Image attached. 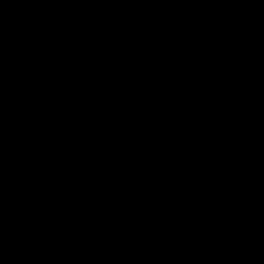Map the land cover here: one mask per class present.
Masks as SVG:
<instances>
[{"label": "trees", "instance_id": "16d2710c", "mask_svg": "<svg viewBox=\"0 0 264 264\" xmlns=\"http://www.w3.org/2000/svg\"><path fill=\"white\" fill-rule=\"evenodd\" d=\"M204 29L208 36L225 35L206 24ZM5 44L7 49L12 40ZM245 71L264 75V65ZM13 73L10 63L0 69V262L167 264L183 258L264 264V113L241 117L215 148L179 145L141 155L45 150L41 143L60 125L63 108L20 95ZM145 82L121 76L106 89L120 94ZM184 100L138 102L142 111L120 127L172 134L194 124L185 114L170 116L185 110ZM86 116L82 120L106 117ZM120 127L81 134L108 136ZM176 251L207 255L170 254Z\"/></svg>", "mask_w": 264, "mask_h": 264}, {"label": "rangeland", "instance_id": "374dc122", "mask_svg": "<svg viewBox=\"0 0 264 264\" xmlns=\"http://www.w3.org/2000/svg\"><path fill=\"white\" fill-rule=\"evenodd\" d=\"M223 1L225 0H93L91 3L82 6L74 4L70 0H26L19 7L7 5L0 9V69L6 71L8 64H11L15 73H13L14 89L16 84L44 88L52 86L54 83L79 89L81 84L91 77L92 70L88 64H77L49 73L43 70L29 72L30 65L42 59H48L54 54L56 44L66 38L65 34L54 40H51L53 34L39 35L38 29L45 25L46 20H51L53 23L48 26L49 31L59 34L60 30L64 29L71 33L70 38L74 41L79 42L87 35H93L98 41V46L104 42L112 41L108 47L115 45L116 51L108 49L110 62L118 63L123 60L134 59L142 71L126 76H134L136 79L142 78L146 82L129 91H147L169 83L185 89V84L188 82L189 87L185 91L189 93L191 84L200 81L195 78L194 72H187L186 74L185 72L175 73L171 71L168 61L173 57H184L196 62L197 58L200 57L204 59L201 62L207 66H229L236 70L237 77H264L260 73L254 74L245 71L252 64H258L259 67L264 65V32L259 37L254 34L253 37L244 42V47L234 49L232 53L225 50V42L216 44L214 40L206 41L207 35L201 33L203 30L199 28L198 21L213 27L212 24L215 22H211L210 19L223 18L227 0L222 4L223 10H219ZM187 2L191 3L192 7L191 5L187 6ZM197 9H200L202 13L199 17L196 15V22L189 23V28L196 30L201 42L204 40L205 45L201 50H193L189 44L191 40L188 41L187 38V34L191 32L186 27L187 20L193 15V12L196 13ZM152 11L163 14L160 23L130 29L117 38H114L107 31L110 24L123 25L135 15ZM81 16H86V18L82 24L76 25ZM10 28L12 29L11 32L9 31ZM7 40H12V46L10 45L6 49L5 41ZM68 53L72 54V50ZM234 54H240L242 57H233ZM243 57L246 58L242 59ZM61 63L62 61L57 59L50 67L53 68ZM108 84L101 88V93L118 94L107 92ZM122 93L125 92L120 94ZM221 93L219 89H206V93L202 97L195 98V100L189 97L185 98V110L174 112L170 116L177 118L185 114L187 119L193 117L192 121L195 124L202 114L211 110L212 96H218ZM20 95L23 96L22 93ZM253 102L246 103V107L252 106ZM139 105L138 102L128 103L125 104L126 109L123 112L101 114L106 115L104 121H97V119L82 120L84 116L91 113L83 114L75 123L59 122L60 125L55 130L69 136H81L83 130L88 128L117 130L121 125L129 124L132 116L142 111L137 110ZM62 108L63 115H65L67 108L65 106ZM263 113L264 110H261L244 117H246L245 119H252ZM120 129L121 132L137 130L130 126H122ZM115 132L119 131H114V134ZM100 136L102 135L91 137ZM33 247L31 245V248ZM0 264L15 263L8 260L0 262Z\"/></svg>", "mask_w": 264, "mask_h": 264}, {"label": "water", "instance_id": "95a60500", "mask_svg": "<svg viewBox=\"0 0 264 264\" xmlns=\"http://www.w3.org/2000/svg\"><path fill=\"white\" fill-rule=\"evenodd\" d=\"M74 4L86 5L93 0H70ZM26 0H0V9L11 5L19 7ZM86 16H81L76 23H83ZM163 16L158 12H144L135 15L123 25L110 24L107 31L114 38L136 27L150 26L161 22ZM53 22L46 20L45 25L39 28L40 36L53 34L51 40L65 34V40L56 44L54 54L48 59H42L29 66V72L45 71L47 73L73 67L77 64L91 66L92 74L81 84L79 89L64 87L54 83L49 87H33L19 84L18 92L27 98L43 97L67 108L59 122L75 123L83 114L91 113L101 115L120 113L125 111V104L133 102L160 104L166 101L183 99L189 95L185 89L171 83L143 91H127L122 94H102L101 88L117 77L137 74L142 69L134 59L122 62H110L109 50L116 51L115 45L108 47L112 41L104 42L98 46L93 35L84 36L77 42L70 38L71 33L60 30L59 34L48 30ZM72 50V54L68 52ZM57 59L61 64L51 68ZM171 71L196 72L201 83L197 86L194 96L200 97L206 89H219L221 94L212 97L211 110L203 114L195 124L182 127L169 135L148 134L139 130L119 131L100 137H85L83 135L69 136L54 130L41 143L45 150L91 149L103 153H120L125 155H141L165 147L179 145L193 148H215L228 137L230 129L243 116L264 110V77L250 76L237 77L232 67H211L201 62H195L184 57H173L168 61ZM262 97V98H261ZM254 101L253 105L246 107V103ZM99 136V135H98ZM203 238L208 237L206 234Z\"/></svg>", "mask_w": 264, "mask_h": 264}, {"label": "flooded vegetation", "instance_id": "af4514ba", "mask_svg": "<svg viewBox=\"0 0 264 264\" xmlns=\"http://www.w3.org/2000/svg\"><path fill=\"white\" fill-rule=\"evenodd\" d=\"M225 1L221 3L219 10H223L221 7H222V4L225 3ZM186 5L187 6L191 5L192 7V4L189 2H187ZM224 12L225 14L223 15V18H215L214 20L210 19L211 22H215L214 24H212L213 30L216 31V30L222 29V31L224 32L225 35L221 39L214 37L212 33H210V35L208 36V34L205 32V29H204V26L206 23L201 24V22L199 23L198 21L199 28L200 29L202 28L201 30H203V32L201 33L207 35L206 41L214 40L216 44L225 42L226 43L225 50L228 51V50H234V49L244 47L243 45L244 42L246 40H249L251 37H253L254 34L258 35V37L260 34H263L264 32V0H247V1H241V0L228 1L227 0L225 3ZM201 13L202 11L200 9H197L196 13L193 12V15L190 16V18H188L187 20L188 23L186 24V27H188V29H190L189 23L196 22L197 21L196 15L199 17ZM190 30L191 32L187 34L188 41L191 40L189 44H191L193 50H201L203 46L205 45L204 40H202L201 42L200 36L199 34L196 33V30L194 28ZM197 62H201V61L197 59ZM185 73L187 74V72ZM194 73L196 74L195 78H197V80H199L200 82L191 84L189 95L185 98L189 97L195 100V98H199V97L194 96V93L197 90V86L201 83V80L198 78V74L196 72ZM187 87H189L188 82L185 84V89H187Z\"/></svg>", "mask_w": 264, "mask_h": 264}, {"label": "snow or ice", "instance_id": "6c2138e0", "mask_svg": "<svg viewBox=\"0 0 264 264\" xmlns=\"http://www.w3.org/2000/svg\"><path fill=\"white\" fill-rule=\"evenodd\" d=\"M4 100L0 97V111L3 109ZM3 217H4V205L3 202L0 201V232H2L3 225ZM176 257H187V256H205V253H198L193 251H176L170 253ZM167 264H229V262L221 261V260H213V259H183L178 258L172 261L167 262Z\"/></svg>", "mask_w": 264, "mask_h": 264}, {"label": "bare ground", "instance_id": "6f19581e", "mask_svg": "<svg viewBox=\"0 0 264 264\" xmlns=\"http://www.w3.org/2000/svg\"><path fill=\"white\" fill-rule=\"evenodd\" d=\"M167 102V101H166ZM153 105V104H152ZM156 105V104H155ZM85 149H88V148H85Z\"/></svg>", "mask_w": 264, "mask_h": 264}]
</instances>
